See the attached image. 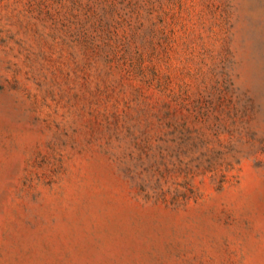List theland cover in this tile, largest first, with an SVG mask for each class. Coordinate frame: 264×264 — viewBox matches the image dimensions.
I'll list each match as a JSON object with an SVG mask.
<instances>
[{
    "label": "rangeland",
    "instance_id": "374dc122",
    "mask_svg": "<svg viewBox=\"0 0 264 264\" xmlns=\"http://www.w3.org/2000/svg\"><path fill=\"white\" fill-rule=\"evenodd\" d=\"M0 264H264V0H0Z\"/></svg>",
    "mask_w": 264,
    "mask_h": 264
}]
</instances>
